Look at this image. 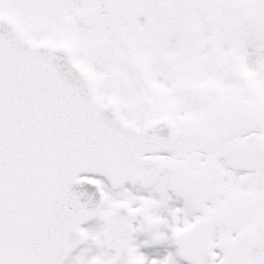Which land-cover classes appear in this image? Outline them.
<instances>
[{"label": "snow or ice", "instance_id": "1", "mask_svg": "<svg viewBox=\"0 0 264 264\" xmlns=\"http://www.w3.org/2000/svg\"><path fill=\"white\" fill-rule=\"evenodd\" d=\"M0 264H264V0H0Z\"/></svg>", "mask_w": 264, "mask_h": 264}]
</instances>
